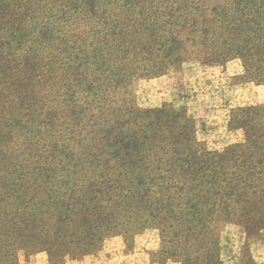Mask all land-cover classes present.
Returning a JSON list of instances; mask_svg holds the SVG:
<instances>
[{
  "label": "trees",
  "instance_id": "1",
  "mask_svg": "<svg viewBox=\"0 0 264 264\" xmlns=\"http://www.w3.org/2000/svg\"><path fill=\"white\" fill-rule=\"evenodd\" d=\"M52 1L58 21L75 23L80 34L65 35L51 22L31 23L10 40L37 42L42 31L56 30L63 35L60 48L77 39L81 46L89 43L93 55L80 63L67 58L60 78L80 81L79 87L85 82V90L0 128V264H18L13 247L46 251L50 264H64L99 249L105 237L134 236L144 228L159 230L163 249L177 242L163 254L183 264L200 258L211 264L218 251L213 223L243 224L256 214L247 231L264 228V105L232 111L229 127L242 130L243 141L211 152L196 141L195 120L186 111L166 105L145 111L126 99L139 64L162 74L189 59L206 67L238 60L245 79L264 84V0ZM108 36L115 45L94 47ZM48 48L41 62L55 59L53 45ZM32 61L24 71L40 67ZM59 69L51 65L49 73ZM44 79L41 87L49 83ZM204 237L211 239L206 254L200 242L191 247Z\"/></svg>",
  "mask_w": 264,
  "mask_h": 264
},
{
  "label": "rangeland",
  "instance_id": "2",
  "mask_svg": "<svg viewBox=\"0 0 264 264\" xmlns=\"http://www.w3.org/2000/svg\"><path fill=\"white\" fill-rule=\"evenodd\" d=\"M53 3L52 0H0V43L3 45L0 47V92L4 93L2 96H5L0 104V117L2 116L0 128L4 129L3 132L10 120H15L17 117L22 122L30 120L32 116L36 117L42 108L46 109L65 101L72 91L77 90L81 93L82 90H85V82H82L79 87L80 81H74L71 85L70 82L60 78L65 75L63 69L66 68L63 67L69 61L67 58L72 62L79 61V63L92 58L93 54L90 53L93 51V47L88 48L89 43L81 46L77 39L69 38L67 45L60 48V37L63 35L56 33V30L54 32L42 31L37 42L25 40L26 42L16 43L10 40L12 34L17 36L20 30L25 29L31 23H35L37 27H46L51 22L65 35L80 34L75 23L72 25L63 24L67 20L66 18L58 21L57 8ZM134 14L135 18L139 20L138 12ZM111 21L107 22L111 23ZM130 25L127 23L126 27H130ZM46 32L50 34L49 40L45 37ZM37 34L35 33V36ZM3 39L8 40L3 41ZM107 39L109 43H107ZM9 40L10 47L7 43ZM105 44L107 49L112 47L111 44L115 45L108 36L94 47H104ZM50 45H53V49H55L53 53L55 59H45L41 62V59L48 54ZM79 46H81V50L78 49ZM36 47L39 50L34 54L33 51ZM86 53L90 56L84 59L83 55ZM35 55L36 57L38 55L39 59ZM162 58L163 55L159 54L158 60L161 61ZM171 58L166 57L165 61H175V57ZM31 60H33L32 63L38 61L40 67H35L32 71L30 69L24 71L25 62ZM79 63L75 64L77 68L81 65ZM51 65L54 68L60 67V69L54 71V74L49 73ZM149 68L143 64L138 65L136 75L133 76L130 81L131 85L126 90L130 91V97L125 96L126 99H130L133 106L145 111L160 109L165 105L172 106L176 110L186 111L195 120L196 141L211 152L224 151L243 141V131L229 127L232 111L239 107L264 105V84L245 79L243 67L238 60L228 63L225 67H206L195 59H189L179 65L175 64L174 67L165 70L162 74L148 70L145 72ZM76 72L77 77H80L79 75L84 77V70L77 69ZM68 73L75 72L70 70ZM52 76L56 80L52 79L51 81L49 78ZM42 78L49 82L43 87L38 84ZM82 78L79 79L82 80ZM34 81L35 86L28 88L30 87L28 84ZM51 83L55 87H52ZM16 85L18 86L16 87ZM33 91L37 97L29 100L27 93ZM22 97L25 99L24 103H22ZM87 102H91V98ZM94 108L91 105L87 106L90 111H95ZM34 112H36L35 115ZM95 113L97 112H89L87 115ZM25 114L28 116L23 118L22 116ZM18 135L20 134L13 137L23 138L22 134L21 137ZM17 142L14 144L16 145ZM44 144L45 148H49L47 142H43ZM43 153H47V151H41V154ZM27 165L29 166V163ZM36 167L38 168L39 165ZM41 181L39 179V182ZM27 186L31 187L32 185ZM249 216L250 219H247L243 224H239L237 221H219L212 224L218 242V251H215L211 264H264V228L247 231L256 224V214ZM160 234L156 228H144L134 236L124 237L120 234L108 236L105 237L99 249L91 248V254L84 257L68 258L64 264H183L182 260L172 257L171 254L162 253L163 251L172 253V248L177 245V242H174L173 246H166L170 249H163L162 244L164 243ZM171 238L173 239V237ZM12 243L14 241L9 244ZM194 243H199L197 247L204 250L202 252L204 254L209 249L211 250V239L208 237L193 242L191 247L195 249ZM21 248L23 249L15 250L13 247L18 264H50L46 251ZM1 264H5L4 261ZM196 264L207 263L200 258L199 263Z\"/></svg>",
  "mask_w": 264,
  "mask_h": 264
}]
</instances>
